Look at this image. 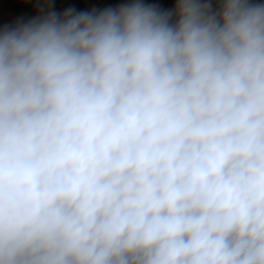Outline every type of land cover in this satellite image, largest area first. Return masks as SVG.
<instances>
[{"label":"clouds","instance_id":"clouds-1","mask_svg":"<svg viewBox=\"0 0 264 264\" xmlns=\"http://www.w3.org/2000/svg\"><path fill=\"white\" fill-rule=\"evenodd\" d=\"M0 264H264V0H0Z\"/></svg>","mask_w":264,"mask_h":264},{"label":"rangeland","instance_id":"rangeland-1","mask_svg":"<svg viewBox=\"0 0 264 264\" xmlns=\"http://www.w3.org/2000/svg\"><path fill=\"white\" fill-rule=\"evenodd\" d=\"M73 3L77 5L88 6L91 4H107V3H116L118 0H72Z\"/></svg>","mask_w":264,"mask_h":264},{"label":"built area","instance_id":"built-area-1","mask_svg":"<svg viewBox=\"0 0 264 264\" xmlns=\"http://www.w3.org/2000/svg\"><path fill=\"white\" fill-rule=\"evenodd\" d=\"M57 1H58V4H56L57 8H63L68 4L73 3L72 0H57Z\"/></svg>","mask_w":264,"mask_h":264},{"label":"crops","instance_id":"crops-1","mask_svg":"<svg viewBox=\"0 0 264 264\" xmlns=\"http://www.w3.org/2000/svg\"><path fill=\"white\" fill-rule=\"evenodd\" d=\"M12 0H5L6 5H11ZM55 3L58 4V1L55 0ZM13 9L11 7L6 8V11H12Z\"/></svg>","mask_w":264,"mask_h":264}]
</instances>
